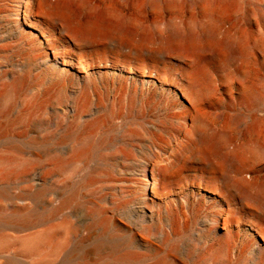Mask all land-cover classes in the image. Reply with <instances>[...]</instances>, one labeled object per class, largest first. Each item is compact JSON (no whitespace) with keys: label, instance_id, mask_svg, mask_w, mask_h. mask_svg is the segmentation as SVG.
Returning <instances> with one entry per match:
<instances>
[{"label":"rangeland","instance_id":"rangeland-1","mask_svg":"<svg viewBox=\"0 0 264 264\" xmlns=\"http://www.w3.org/2000/svg\"><path fill=\"white\" fill-rule=\"evenodd\" d=\"M84 1L83 15L117 7L134 42L172 32L188 39L212 27L240 53L144 55L147 74L159 68L160 79L169 76L161 87L106 68L118 61L115 42L99 41L104 64L80 69L82 76L72 65V78L48 81L49 41L39 26L19 27L20 0H0V264H264V243L248 221L217 224L229 204L240 207L230 200V179L199 194L191 181L182 196L154 197L148 210L139 199L147 179L139 165L156 147L168 152L182 122L171 82L183 84L185 65L209 80L193 94L206 120L227 130L226 152L238 154V170L264 187V0ZM50 32L53 41L61 36ZM48 230L52 240L26 246Z\"/></svg>","mask_w":264,"mask_h":264},{"label":"bare ground","instance_id":"bare-ground-1","mask_svg":"<svg viewBox=\"0 0 264 264\" xmlns=\"http://www.w3.org/2000/svg\"><path fill=\"white\" fill-rule=\"evenodd\" d=\"M80 2L78 6L71 0H20L17 5L18 17L22 16L19 27L30 29L31 26H39L41 37L49 41L46 47L47 58L42 59L48 81H62L65 80L64 76L72 78L74 74L72 65L76 67V75L82 76L80 69L94 63L104 64L103 61L107 60L102 53L107 47L98 44L99 41L115 42L114 51L117 52L118 63L106 65V68L113 69L120 75L126 72L134 75L136 79L161 87L165 85L169 76L164 75L165 80L160 79L163 69L159 68L149 70L150 74H147L144 55L154 61L166 50L181 53L213 50L215 54L231 59L240 53L231 38H220L218 31L212 27L188 39L179 32H172L165 38L153 39L151 43L144 35H141L138 42H134L131 38L135 30L125 25L127 19L117 7L108 6L98 10L95 16L83 15L78 7L86 3L84 0ZM50 29L60 34V38L56 41L50 39L49 36L52 35ZM44 33L47 36H44ZM64 37H69L70 41L66 42ZM243 47L247 49V45ZM59 48L61 51H58ZM121 53L123 57L119 56ZM164 67H167L166 63ZM180 68L183 69V84L176 85V81L171 83L174 86L172 91L180 95L182 122L178 124L177 132L169 135V141L165 143L169 151L164 153V149L156 147L139 165L147 177L139 196L143 209L148 210L155 204L154 197H166L178 190L179 196H182L185 191L184 185L191 181L193 186H196L193 188L191 186L192 191L199 194L213 191V185L220 179H230V182L226 183L230 200L237 201L240 207L233 210L230 208V200L225 198L224 201L229 206L217 224L221 223L223 227L229 229L232 224L239 225L242 220H246L253 227L254 237L264 243V187L255 176L250 174L248 178L238 170L237 163H241V157L225 150L227 130L217 128L208 122L197 104L193 92L197 89L203 92L206 89L209 83L207 76L202 72L193 71L187 65ZM83 77L90 78L87 75ZM174 139L177 143H173ZM232 169L233 175H229ZM148 188L151 189L152 195L146 193L145 190ZM64 227L67 231L70 230L69 226ZM53 232L48 230L29 237L25 244L27 247L35 248L45 238L52 240L55 235ZM112 249L115 250L114 247Z\"/></svg>","mask_w":264,"mask_h":264}]
</instances>
